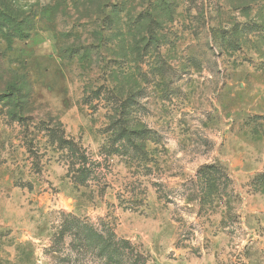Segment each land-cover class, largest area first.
Listing matches in <instances>:
<instances>
[{
	"label": "rangeland",
	"instance_id": "1",
	"mask_svg": "<svg viewBox=\"0 0 264 264\" xmlns=\"http://www.w3.org/2000/svg\"><path fill=\"white\" fill-rule=\"evenodd\" d=\"M0 264H264V0H0Z\"/></svg>",
	"mask_w": 264,
	"mask_h": 264
},
{
	"label": "trees",
	"instance_id": "2",
	"mask_svg": "<svg viewBox=\"0 0 264 264\" xmlns=\"http://www.w3.org/2000/svg\"><path fill=\"white\" fill-rule=\"evenodd\" d=\"M73 220H76V219L74 218ZM71 222H72V220H70V221L68 220V221L66 222V224H67V223H68V224H71ZM79 227H81L82 229H89V231H90L91 234L94 233L95 235H96V234L98 235V233L95 232L94 229H93L91 226H89V225H83V226H79ZM68 228H69V226H68ZM66 231H67V230H64L63 233H62V235H64V234L66 233ZM76 237L81 241V239L83 238L82 233L79 232V236L76 235ZM79 240H78V241H79Z\"/></svg>",
	"mask_w": 264,
	"mask_h": 264
}]
</instances>
